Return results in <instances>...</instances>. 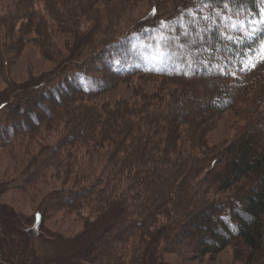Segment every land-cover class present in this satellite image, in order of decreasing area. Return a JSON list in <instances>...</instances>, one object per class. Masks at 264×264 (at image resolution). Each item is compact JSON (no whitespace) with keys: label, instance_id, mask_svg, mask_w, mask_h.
<instances>
[{"label":"trees","instance_id":"1","mask_svg":"<svg viewBox=\"0 0 264 264\" xmlns=\"http://www.w3.org/2000/svg\"><path fill=\"white\" fill-rule=\"evenodd\" d=\"M154 1L141 22L102 45L100 52L104 55L106 71L103 78L90 76L79 80L87 71L82 62L73 61L75 70L67 77L63 75L61 83L52 84L56 90L65 85L66 95L60 97L52 89L47 97L51 102L45 106L42 100L29 96L32 93L29 92V97L20 104V111L27 115L30 106L40 103L47 114L45 117H52L53 121L62 119L64 124L56 150L50 153L52 160L41 161L39 168L53 163L61 147L74 149L68 152L74 155L82 146H91V151L87 152V156L92 155L87 162L90 165L76 164L80 170L85 168L87 174L74 176L75 189L50 194L45 206L49 210L74 212L84 206L88 213L95 215V220L102 218L100 222L108 224L101 237L112 235V241L103 248L99 242L92 245L96 248L92 249L91 257L94 261L102 260L99 264H121L120 254L124 251L116 250L115 244L141 231L148 233L161 216L168 219L172 230L184 231L186 239H175L177 244L191 245L206 253L210 251V247L202 243L206 233L216 240L217 248L238 238L252 260L264 264V260L260 261L261 257L264 259V79L256 85L263 93L257 117L225 145L201 153V157L199 152H183L181 135L176 129V125L201 113L217 115L231 107L235 90L243 85V75L252 69L251 57L257 60L258 53H264L260 48L264 34L257 32L251 38L247 36L253 27L264 28V23L259 21L264 0ZM112 12L108 10L106 15ZM75 15L68 14L66 19ZM0 26L4 27L1 18ZM202 33L206 36L203 43ZM4 54L0 52V63ZM149 56H164L165 62L155 65ZM136 74L196 84L202 89L189 95L172 94L164 113L159 103L165 99L156 100L161 93L159 90L165 88L162 85L152 89L135 88L134 97L121 98L108 108L93 102L120 81L130 80ZM223 81L228 86L217 91ZM81 94L88 101L73 104L74 98ZM34 96L37 98L36 93ZM29 116L20 123L14 121L17 128L0 126V130H6L0 133L1 146L9 142L18 129L32 131L44 119L41 114H33L30 121ZM148 119L157 121V126H148ZM142 125L146 128L141 129ZM101 150L103 152L99 153ZM96 153L100 158L93 160ZM20 185L13 184L19 189ZM11 188V182H3L0 193ZM221 191L230 194L225 198L212 196ZM218 212L222 218L218 225L225 237L221 236L222 232H207L203 227ZM42 221L40 211L25 217L0 203V264H37L35 250L28 240L33 231L40 230ZM124 230L127 237L119 235ZM15 234L20 237L16 259L13 248L5 243ZM238 255L245 256L242 252ZM30 257L34 258L31 263Z\"/></svg>","mask_w":264,"mask_h":264},{"label":"rangeland","instance_id":"2","mask_svg":"<svg viewBox=\"0 0 264 264\" xmlns=\"http://www.w3.org/2000/svg\"><path fill=\"white\" fill-rule=\"evenodd\" d=\"M154 2V0H0V18L4 26H0V52L5 53L0 63V103H5L0 105V126H16L15 122L26 121L29 114L30 121L32 117L34 118L33 114L35 116L41 114L44 118L41 125L34 126L32 131L27 128V131L18 129L9 142L4 146L0 145V184L11 182L13 187L0 193V203L14 213L25 217L41 212L43 221L40 224V230L33 231L28 240V244H32L35 250L37 264L102 263L99 258L94 261L91 257L92 249L96 248V245L93 247L92 245L99 242L103 248L113 238L112 235L101 237L104 227L107 229L108 224L100 222L102 218L100 221L95 220V215L88 213L84 206L77 212L70 209L49 210L45 206L49 195L55 191L76 188L77 185L73 182L74 176H78V173L87 174L85 168L82 167L80 170L76 164L90 165L87 162L92 155L87 156V152L91 151L90 145L82 146L74 155H68V152L74 149L61 147L53 163L39 168L38 164L41 161L51 159L50 153L56 150L55 145L64 128L62 119L53 121L52 117H45L47 114L43 112L42 105L49 106L51 102L47 97L54 89L52 84L61 83L64 76H69L71 71L75 70L73 61L82 62L84 70L87 71L84 76L79 77V80L90 76L103 78L106 71L104 55L102 56L100 52L102 45L141 22L149 6ZM165 9H168V6H165ZM108 10L113 11L109 16L106 15ZM73 13L76 14L75 18L71 16L70 21L66 19L68 14ZM260 21H264V9H262ZM179 24H183V20ZM198 34L201 36V33ZM202 34L204 39L201 42L203 43L206 42V36ZM85 37H88V40H83ZM85 43H89L90 46ZM261 56L258 53L257 60L251 57L249 66L252 64L256 66L243 75V85L235 90L230 108L223 109L217 115L213 112L201 113L187 119L185 123L176 125L181 135L179 141L183 142V152L188 151L190 154L199 152L198 156L201 157V153L217 149L237 137L247 127L249 121L255 120L261 108L260 98L263 96L262 91L256 88L260 80L264 79V61L261 60ZM150 57L155 65L165 62L164 56ZM179 82L168 78L136 74L130 80L120 81L115 88L102 93L93 102L108 108L121 98L134 97L135 88L144 86L146 89L150 87L152 89L162 85L165 88L162 87L163 89L159 90L161 93L156 100L165 99L162 104L159 103L164 113L169 106L168 97L172 94L189 95L190 92L202 89V86L196 84ZM225 82L223 81V85L216 88L217 91L220 87L228 86ZM205 86L209 88V85ZM46 87L50 89H45ZM63 87L61 90L54 89L60 97L68 93ZM28 93L29 96L42 100V105L37 103L33 105L34 107L30 106L31 111L26 115L20 111V104L29 97ZM35 93L37 98L34 96ZM78 96L74 98L73 104L88 101L85 95ZM137 97H142V94L139 93ZM57 99H55L56 102H58ZM48 120L51 123L47 124ZM148 121V126H157V121L151 119ZM144 128L146 126L142 125L141 129ZM1 131L6 132L5 129L0 130V133ZM102 152V150L99 151V153ZM93 156V160L100 158L97 153ZM73 159L76 160L75 163ZM24 178L29 179L27 182L21 181ZM13 184H21V188H16ZM229 194V191H221L212 193V196L225 198ZM219 215L218 212V215L210 218L208 224H203L207 232H222L218 225L222 219ZM226 222L229 223L228 220ZM170 225L168 219L161 216L156 223L152 224L148 233L142 234L141 231L133 238L122 240L123 243H116V250L124 251L120 254V263H257L248 255L238 238L231 239L224 247L217 248L216 240L206 233L202 243L210 247V251L201 253L191 245L177 244L175 239H182V237L186 239L185 233L182 230L180 233L172 230ZM119 235L127 237V232L124 230ZM221 236L225 237V234L222 232ZM12 238L5 243L13 248V258L16 259L20 237L15 234ZM239 252L244 253L245 256L239 257ZM33 259L30 257L29 263ZM262 260L264 259L261 257L260 261Z\"/></svg>","mask_w":264,"mask_h":264},{"label":"snow or ice","instance_id":"3","mask_svg":"<svg viewBox=\"0 0 264 264\" xmlns=\"http://www.w3.org/2000/svg\"><path fill=\"white\" fill-rule=\"evenodd\" d=\"M264 23V21H262ZM257 32H261L264 34V28H258V27H253V29L247 33V36L251 38L252 36H255ZM261 51L264 52V41L261 42L260 44ZM261 60L264 61V55L261 56ZM255 64H252L251 67H255ZM40 216L39 213H37V220H39Z\"/></svg>","mask_w":264,"mask_h":264}]
</instances>
